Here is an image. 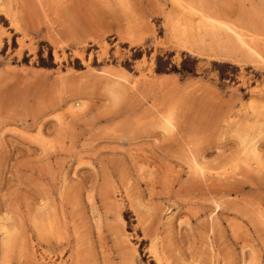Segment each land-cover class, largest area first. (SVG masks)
Masks as SVG:
<instances>
[{"label":"rangeland","instance_id":"374dc122","mask_svg":"<svg viewBox=\"0 0 264 264\" xmlns=\"http://www.w3.org/2000/svg\"><path fill=\"white\" fill-rule=\"evenodd\" d=\"M200 1L0 0V264H264V0Z\"/></svg>","mask_w":264,"mask_h":264},{"label":"bare ground","instance_id":"6f19581e","mask_svg":"<svg viewBox=\"0 0 264 264\" xmlns=\"http://www.w3.org/2000/svg\"><path fill=\"white\" fill-rule=\"evenodd\" d=\"M199 1H200V0H199ZM189 4H190V3H189ZM200 4H202L201 1H200ZM206 4H207V3H206ZM187 6H188V5H187ZM195 7H197V2H196ZM187 8H188V7H187ZM189 8H190V7H189ZM199 8H200V7H199ZM190 9H191V8H190ZM192 9H195V8H192ZM201 10H202V9H201ZM204 10H206V9H204ZM211 10H213V9H211ZM215 10H216V9H215ZM187 12H188V11H187ZM193 12H196V10L193 11ZM197 12H198V10H197ZM202 14H203V12H202ZM207 14H208V13H207ZM197 15H198V14H197ZM204 15H205V14H204ZM211 15H212V14H211ZM211 15H210V16H211ZM189 16H190V15H189ZM206 16H207V15H206ZM208 16H209V15H208ZM212 16H213V15H212ZM195 17H196V15H195ZM200 17H201V15H200ZM204 17H205V16H204ZM202 18H203V17H202ZM202 18H201V19H202ZM206 19H207V18H206ZM196 20H197V19H196ZM213 20H214V19H213ZM217 20H220V19H217ZM202 21H203V20H202ZM209 21H211V20H208V23H209ZM239 21H241V20H239ZM198 22H199V21H198ZM204 22H205V21H204ZM212 22H213V21H212ZM199 23H200V22H199ZM215 23H216V21H214V24H215ZM220 23H221V22H220ZM201 24H202V23H201ZM203 24H204V23H203ZM209 24H210V23H209ZM211 24H213V23H211ZM211 24H210V26H212ZM227 24H229V23H226V25H227ZM188 25H189V24H188ZM194 25H196V23H195ZM194 25H193V26H194ZM204 25H205V24H204ZM220 25H221V24H220ZM239 25H240V24H239ZM186 26H187V25H186ZM199 26L202 27L201 25H199ZM218 26H219V24H218ZM250 26H253V25H250ZM180 27H181V26H180ZM191 27H192V26H191ZM191 27L189 26V29H190ZM196 27H197V26H196ZM208 27H209V26H208ZM219 27H220V26H219ZM221 27H222V26H221ZM229 27H230V25H229ZM235 27H236V26H235ZM241 27H242V26H241ZM248 27H249V26H248ZM192 28H193V27H192ZM192 28H191V29H192ZM206 28H207V27H206ZM210 28H212V27H210ZM193 29H194V31H195V27H194ZM193 29H192V30H193ZM196 29H197V28H196ZM202 29H205V28H202ZM207 29H208V28H207ZM207 29H206V30H207ZM212 29H216V28H212ZM230 29H231V28H230ZM230 29H229V30H230ZM232 29H235V28H232ZM250 29H251V27H250ZM253 29H254V27H253ZM206 30H205V31H206ZM209 30H210V29H209ZM219 30H220V29H219ZM221 30H222V29H221ZM224 30H225V29H224ZM246 30H247V29H246ZM179 31H182V30H179ZM189 31H190V30H189ZM194 31H193V32H194ZM243 31H244V30H243ZM243 31H242V33H243ZM182 32H183V31H182ZM182 32H181V34H182ZM187 32H188V29L183 33V37H184L185 33L187 34ZM190 32L192 33V31H190ZM200 32H201V31H200ZM203 32H204V31H203ZM230 32H231V30H230ZM178 33H179V32H178ZM194 33H195V32H194ZM196 33H197V32H196ZM208 33H209V32H208ZM211 33H212V32H211ZM244 33H245V32H244ZM244 33H243V34H244ZM205 34H206V33H205ZM227 34H228V33H227ZM235 34H236V33H235ZM235 34H234V35H235ZM237 34H238V33H237ZM243 34H241V35H243ZM53 35H54V34H53ZM55 35H56V34H55ZM190 35H191V34H190ZM195 35H196V34H195ZM203 35H204V34H203ZM208 35H209V34H208ZM193 36H194V35H193ZM196 36H198V35H196ZM212 36H213V35H212ZM237 36H238V35H237ZM237 36H236V38H237ZM186 37H187V36L185 35V39L190 38V37H188V38H186ZM204 37L206 38V36H204ZM210 37H211V36H210ZM240 37H241V36H240ZM240 37H239V38H240ZM243 37H244V36H243ZM195 38H196V37H195ZM197 38H198V37H197ZM197 38H196V39H197ZM199 38H200V37H199ZM199 38H198V40H199ZM207 38H209V37H207ZM241 38H242V37H241ZM245 38H246V37H245ZM252 38H253V37H252ZM263 38H264V37H263ZM65 39H66V37H65ZM181 39H184V38H181ZM190 39H191V38H190ZM196 39H195V40H196ZM211 39H212V38H211ZM242 39H243V38H242ZM195 40H194V41H195ZM238 40H239V39H238ZM251 40H252V39H251ZM257 40H258V39H257ZM260 40H261V39H260ZM260 40H258V41H260ZM184 41H185V40H184ZM187 41H188V40H187ZM191 41H192V39H191ZM199 41H201V40H199ZM211 41H213V39H212ZM214 41H215V39H214ZM232 41L234 42V40H232ZM243 41L246 42V40H243ZM192 42H193V41H192ZM195 42H196V41H195ZM195 42H194V44H195ZM239 42H240V41H239ZM245 42H244V43H245ZM254 42H257V41H254ZM185 43H187V42H185ZM197 43H198V42H197ZM207 43H208V42H207ZM207 43H206V44H207ZM224 43H226V42H224ZM248 43H249V42H248ZM261 43H262V42H261ZM62 44H63V43H62ZM183 44H184V43H183ZM200 44H201V43H200ZM211 44H212V46H213V43H212V42H211ZM229 44H230V43H229ZM229 44H228V45H229ZM233 44H235V43H233ZM257 44H260V43H257ZM185 45H186V44H185ZM185 45H184V46H185ZM192 45H193V44H192ZM195 45H196V44H195ZM201 45H203V43H202ZM224 45H225V44H224ZM250 45H251V44H250ZM250 45H249V46H250ZM255 45H256V44H255ZM190 46H191V43L189 42V46H188V47L191 48ZM196 46H197V45H196ZM205 46H206V45L204 44V47H205ZM212 46H211V49H212ZM214 46H216V45H214ZM233 46H234V45H232L231 48H233ZM243 46H244V45H243ZM247 46H248V45H247ZM258 46H260V45H258ZM194 47H195V46H194ZM204 47H203V48H204ZM217 47H218V45H217ZM217 47H216V49L219 48V47H218V48H217ZM236 47H237V46H236ZM244 47H245V48H248V47H246V46H244ZM203 48H202V49H203ZM208 48H210V46H209ZM249 48H250V47H249ZM192 49H193V48H192ZM197 49H198V48H197ZM213 49H214V48H213ZM199 50H200V49H199ZM222 50H224V48H222ZM238 50L241 51L239 48H238ZM200 51H201V50H200ZM208 51H209V50H208ZM211 51H212V50H211ZM216 51H217V50H216ZM231 51H232V50H231ZM248 51H249V50H248ZM203 52H204V50H203ZM209 52H210V51H209ZM212 52H214V51H212ZM220 52H221V51H218V53H220ZM222 52H223V51H222ZM222 52H221V53H222ZM224 52H226V50H225ZM233 52H234V51H233ZM235 52H236V51H235ZM250 52H251V51H250ZM213 54H215V53H213ZM223 54H224V53H223ZM226 54H227V53H226ZM228 54H231V53H228ZM233 54H235V53H233ZM238 54L241 55V53H238ZM232 56H233V55H232ZM253 56H255V55L253 54ZM23 57H24V56H23ZM235 57H237V56H235ZM251 148H252V147H251ZM252 151H253V149H252ZM254 153H255V152H254Z\"/></svg>","mask_w":264,"mask_h":264}]
</instances>
